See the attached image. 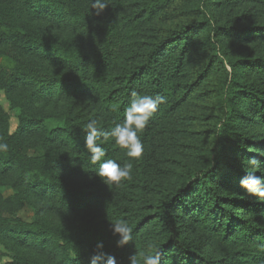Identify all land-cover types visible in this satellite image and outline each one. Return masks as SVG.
<instances>
[{"label":"trees","instance_id":"obj_1","mask_svg":"<svg viewBox=\"0 0 264 264\" xmlns=\"http://www.w3.org/2000/svg\"><path fill=\"white\" fill-rule=\"evenodd\" d=\"M237 1L222 0L225 4ZM108 3L103 21L94 29V57H89L82 44L73 46L56 41L20 25L21 15L31 14L55 24L86 29L90 10L78 0H0V43H16L25 53L57 61L67 70L51 74L22 62L0 63V93L22 83L31 86V102L69 93L85 96L88 101H97L99 109L110 113L113 120L99 124L106 129L121 120L130 90L159 93L166 97V102L159 106L143 131L144 142L157 120L182 104L203 76L213 69L218 75L213 87L216 113L206 165L169 191L154 213L141 217L131 226L133 240L122 248L116 246L117 238L108 228L96 224L53 226L40 215L25 222L17 215L25 199L50 197L57 201L56 207L81 211L105 203L108 198L106 191L97 187L99 179L72 183L73 178L98 167L87 159L83 124L76 116L44 117L31 111L27 104H21L18 126L9 135L8 116L0 105V138L9 145L7 153H0V171L14 172L16 190L8 196L0 193V244L12 242L17 249L21 245L38 250L48 248L56 264H89L97 243L102 242L104 253L114 255L118 264H127V257L136 250L139 227L153 216L160 221L164 236L152 250L160 251L161 264H264V202L247 196L239 185L245 172L254 167L249 164L252 159L259 165L257 175H264V135L249 134L242 129L244 122L255 120L264 124V85L242 77L245 70L264 72V57L232 58L227 56L221 41V37L227 36L243 39L264 36V22L243 26L218 24L212 16L216 2L197 0L200 18L170 28L162 37L148 43L141 62L130 67L134 54L123 51L127 35L119 36L122 20L127 17L130 21L140 17L149 20L163 3L155 2L136 12H122L128 7L126 0H108ZM199 34L206 54L205 65L192 81L180 82L177 79L183 70L180 67ZM28 131L42 132L46 141L59 140L71 148L72 154L51 151L33 156L23 154L19 150L22 133ZM102 146L107 151L106 158L115 159L121 151L111 141ZM185 217L209 233L216 254L186 238ZM3 254L0 252V256ZM8 257L4 264H45L18 250Z\"/></svg>","mask_w":264,"mask_h":264},{"label":"rangeland","instance_id":"obj_2","mask_svg":"<svg viewBox=\"0 0 264 264\" xmlns=\"http://www.w3.org/2000/svg\"><path fill=\"white\" fill-rule=\"evenodd\" d=\"M126 1L129 2L128 7L123 8L122 12H136L155 2L163 3L149 20H144L143 17L137 18L138 20L135 21H130L128 17L122 20L119 36L127 35L123 51H126V54H134V59L130 61V67L136 63L139 64L148 43L162 37L168 29L200 18L197 11V0ZM213 1L216 4L212 6V16L218 24L228 23L243 26L264 22V0H239L229 4L223 3L222 0ZM78 3L90 10L89 24L86 29L74 28L69 24H55L44 17L31 14L21 15L20 25L37 33H43L56 41L69 43L73 46L82 44L84 52H87L89 57H94L93 42L96 31L94 29L103 21L104 15L96 17L92 14L90 0H78ZM128 32H132L133 36L129 37ZM201 38L202 34L195 37L193 46L180 67L183 69L177 77L180 82L192 81L205 65L206 54ZM221 41L228 51L227 56L232 58L264 57V36L258 38L250 36L244 39L227 36L221 37ZM173 56L175 53H172ZM47 60L30 52L25 53L16 43H0V63L22 62L36 70L51 74L67 72L62 64ZM242 77L247 81L264 85L263 71L245 70ZM217 79V73L211 69L182 104L178 105L171 114L157 120L151 134H147L146 140L142 142L144 145L142 158L131 161L133 166L131 180L123 182L120 187L108 188L99 177L95 176L96 169H90L86 175L72 179L74 184L99 179L97 187L103 188L108 198L105 203L88 206L81 211H68L61 209L60 206L56 207L57 201L50 197H32L25 199L22 203L17 212L18 217L25 222H31L40 215L53 226L67 227L88 223L109 230L110 222H114L116 219L123 218L129 222L130 226H133L141 217L154 213L169 191L176 189L189 174L206 165V159L209 157L208 142L216 113L213 87ZM30 92L31 86L21 83L0 93V105L8 116L9 128L12 132L18 126L21 104H27L32 109L31 111L44 117L76 116L83 125L92 119H96L98 125L113 120L108 111L99 109L97 101H88L85 96L69 93L60 97L38 98L31 102L29 100ZM242 125V129L248 130L249 134L264 135V124H260L258 121L244 122ZM19 150L27 156L47 151L65 155L72 154L71 148L66 147L59 140L46 141L40 131L22 133ZM127 159L122 150L115 158L121 164ZM14 179L13 171H0V193L3 196H8L16 191ZM16 187L18 186L16 185ZM39 207L42 209L41 212L38 210ZM152 217L138 229V243L135 250L137 252L153 250L154 245L164 239L159 225L160 221ZM183 222L187 225L185 236L188 240L197 244L198 247L211 250L216 254L215 246L205 229L187 217L183 218ZM17 250L23 255L34 257L45 264H56L55 262H57L48 248L38 250L21 245L17 249L16 244L8 242L7 245L0 244V252L4 253L0 256V264L8 261V255Z\"/></svg>","mask_w":264,"mask_h":264},{"label":"clouds","instance_id":"obj_3","mask_svg":"<svg viewBox=\"0 0 264 264\" xmlns=\"http://www.w3.org/2000/svg\"><path fill=\"white\" fill-rule=\"evenodd\" d=\"M92 14L101 16L109 8L108 0H90ZM166 102V97L157 94H144L135 89L130 90L127 106L123 110L121 120L109 128L98 125L92 119L83 125V146L87 159L91 165H98L95 176L107 185L108 188L120 187L123 182L132 179V160H139L144 154V145L141 135L150 119L157 112L160 105ZM12 135V130L9 131ZM111 141L112 144L124 151L128 158L123 164L107 157L103 143ZM9 145L0 138V153H7ZM254 167L245 172L239 181L240 188L247 196L264 202V175H257L259 165L252 159L249 161ZM109 231L116 237V246L122 248L133 240V229L129 222L123 218L110 222ZM103 243H97L89 264H118L114 255L102 251ZM127 264H161L159 250L148 252L133 251L127 257Z\"/></svg>","mask_w":264,"mask_h":264}]
</instances>
